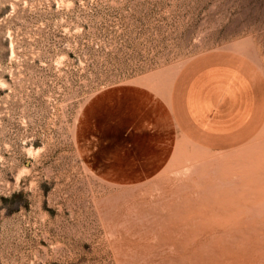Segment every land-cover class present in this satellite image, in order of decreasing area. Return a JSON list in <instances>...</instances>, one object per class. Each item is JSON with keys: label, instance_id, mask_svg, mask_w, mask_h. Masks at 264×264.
Wrapping results in <instances>:
<instances>
[{"label": "rangeland", "instance_id": "374dc122", "mask_svg": "<svg viewBox=\"0 0 264 264\" xmlns=\"http://www.w3.org/2000/svg\"><path fill=\"white\" fill-rule=\"evenodd\" d=\"M0 264H264V0H0Z\"/></svg>", "mask_w": 264, "mask_h": 264}, {"label": "clouds", "instance_id": "9594fccd", "mask_svg": "<svg viewBox=\"0 0 264 264\" xmlns=\"http://www.w3.org/2000/svg\"><path fill=\"white\" fill-rule=\"evenodd\" d=\"M23 174V173H22Z\"/></svg>", "mask_w": 264, "mask_h": 264}]
</instances>
